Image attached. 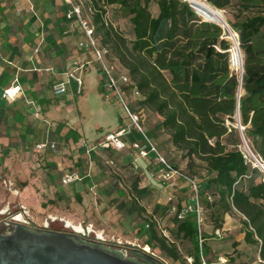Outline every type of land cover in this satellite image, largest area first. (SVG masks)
<instances>
[{
	"label": "trees",
	"instance_id": "obj_1",
	"mask_svg": "<svg viewBox=\"0 0 264 264\" xmlns=\"http://www.w3.org/2000/svg\"><path fill=\"white\" fill-rule=\"evenodd\" d=\"M205 1L233 17L228 24L243 56L241 80L230 69L232 45L222 28L204 21L186 0H76L97 47L106 50L107 61L113 60L108 61L113 75L128 77L122 90L132 111L127 98L134 87L138 108L155 116L145 135L152 141L165 135L184 163V172L178 171L196 180L204 224L197 226L193 212L177 219L171 208L182 204L172 198L165 206L154 204L148 214L140 201L149 199L150 190L139 185L138 176H131L124 188L117 184L119 207L143 220L144 244L171 264H202L215 231L223 234L226 216L238 218L242 242L254 252L236 264H264V183L239 148L243 135L264 160V0ZM118 17L129 23L130 37L113 25L111 19ZM47 47L57 55L65 51L55 40ZM21 131V138L33 132L25 124ZM134 134L132 139L139 137ZM64 138L77 142L79 135L68 130ZM127 150L132 149L121 152ZM205 221L210 233L201 231Z\"/></svg>",
	"mask_w": 264,
	"mask_h": 264
},
{
	"label": "rangeland",
	"instance_id": "obj_2",
	"mask_svg": "<svg viewBox=\"0 0 264 264\" xmlns=\"http://www.w3.org/2000/svg\"><path fill=\"white\" fill-rule=\"evenodd\" d=\"M114 8L111 6L108 9L110 17ZM221 11L229 30L219 26L232 45L233 37L237 41L228 24L233 17L230 12ZM111 20L118 30L131 36L130 25L125 19L118 17ZM67 28L71 36L65 40L63 54L56 55L44 43L36 53L40 60L45 55L50 70L44 71L41 76L43 105L37 108V116L31 111L24 120V124L33 132L21 138L16 130L8 126V122L0 123V160H3L0 164V231L4 223L16 222L15 217L19 215L24 220L23 224L39 230L74 232L108 246L144 250L171 264L157 250H151L144 244L145 223L136 214L130 215L120 209L116 186L119 184V188H124V182H128L131 176L140 177L139 185L146 186L151 194L147 201H140V206L149 214L154 204L165 206L167 196H171L175 203H187L190 196L187 184L177 178L167 186L160 179L159 166L152 157L135 160L132 150L103 149L101 142L104 136L117 127L124 115L113 95L105 94L100 85L101 74L97 63L89 53L84 54L77 47L81 39L80 31L73 24ZM241 57L243 64L242 53ZM74 60L88 62L82 75V92L75 94L68 90L66 96H54L51 86L60 79V72L66 73L70 69ZM230 69L240 77V73L233 70L231 65ZM127 99L140 115L143 130H147L148 125L154 124L155 116L139 109L133 96ZM6 126L10 130L5 135ZM237 127L240 128L239 125ZM68 130H74L79 135L77 142L64 138ZM49 138L57 144L54 151L35 148L37 143ZM166 138L160 135L153 140L156 149L173 168L184 172V163ZM247 147L248 142L240 136L239 148L244 154ZM68 173H78L83 179L63 185L61 177ZM85 174L88 175L86 178L83 177ZM65 221L70 222L71 227H79V230L68 227ZM201 231L211 232L206 221ZM241 235L238 218L231 217L230 230L225 229L221 236L211 240L209 253L202 257V264H206L207 260L211 264H236L247 261L250 255L254 256L253 250L242 242ZM229 259L235 263H229ZM254 264L262 263L257 261Z\"/></svg>",
	"mask_w": 264,
	"mask_h": 264
},
{
	"label": "built area",
	"instance_id": "obj_3",
	"mask_svg": "<svg viewBox=\"0 0 264 264\" xmlns=\"http://www.w3.org/2000/svg\"><path fill=\"white\" fill-rule=\"evenodd\" d=\"M66 6L64 12L65 20L71 25H75L81 33V39L77 42V47L83 53H89L92 56L94 62L97 63L99 70L102 75L103 80V90L105 94H112L113 98L116 100L117 104L120 105L124 118L127 120V124L119 127L115 131L106 133L101 145L102 147L110 148L114 151H122L127 146H129L135 153L136 159H150L153 158L155 164L159 166L158 173L160 179L166 183V185H171L177 178L184 180L187 184L188 190L190 192L189 200L187 203L182 204L179 209L175 207L171 208V212L176 214L177 219L182 220L189 213H195L196 223L198 227H201L204 222L201 217V205L199 203L198 197V186L196 180L193 178H188L181 174L178 170L169 165L161 154L156 149L155 144L150 140L143 130V126L140 120V115L130 108L124 91L123 86L129 85V79L124 74H120L115 77L112 73V66H110L106 59V50L97 47L95 40L92 37V27L89 25L88 20L82 15L81 5L76 2V0H62ZM64 34H68V30L64 31ZM235 36L236 34L233 33ZM42 38L39 39L38 45L35 47L34 52L39 51V47L42 44ZM87 62H81L74 60L71 64L70 69L66 72V80H59L51 86V92L54 96L65 95L69 89L71 83L75 85V94H80L83 88V80L81 78V73L85 70ZM132 96L138 97L139 92L136 88H131ZM1 98L10 102L15 101L18 97L23 96V89L19 83L18 78L15 76L12 82L5 88L2 89ZM35 116H37L35 114ZM135 133L139 137L136 139H131L130 136ZM35 148L39 151L49 149L54 151L56 145L54 142H48L47 139L40 143H37ZM245 154L240 149L245 161L251 165L253 168H257L262 174V182L264 183V160L256 155L250 147H247ZM82 180V176L78 173H68L61 177V183L63 185H69ZM167 201L171 199V196H167ZM166 235V233H164ZM215 235L219 236L220 232L215 231ZM190 261V260H189Z\"/></svg>",
	"mask_w": 264,
	"mask_h": 264
},
{
	"label": "crops",
	"instance_id": "obj_4",
	"mask_svg": "<svg viewBox=\"0 0 264 264\" xmlns=\"http://www.w3.org/2000/svg\"><path fill=\"white\" fill-rule=\"evenodd\" d=\"M63 4L62 0H0V94L15 76L23 89V96L13 102L0 96V123L8 122V126L16 130L17 135H22L21 124H24L28 114L33 111V115H37V108L43 105L44 86L40 85L41 76L50 68L46 65L45 55L40 60L34 52L39 39L42 38L46 47L50 40L62 41L66 49L65 40L71 36L64 34L69 23L63 17L66 10ZM60 74L59 80H66V73ZM82 75L83 72L81 78ZM68 90L75 92L74 83L70 84ZM121 118L112 131L127 124V120ZM8 126L5 127V135L10 130ZM230 227L231 217L226 216L223 231L230 230Z\"/></svg>",
	"mask_w": 264,
	"mask_h": 264
},
{
	"label": "water",
	"instance_id": "obj_5",
	"mask_svg": "<svg viewBox=\"0 0 264 264\" xmlns=\"http://www.w3.org/2000/svg\"><path fill=\"white\" fill-rule=\"evenodd\" d=\"M18 221L21 224L12 234L0 235V264H141L100 241L87 240L74 232H37L22 224V218ZM138 251L144 264H167L152 253Z\"/></svg>",
	"mask_w": 264,
	"mask_h": 264
},
{
	"label": "bare ground",
	"instance_id": "obj_6",
	"mask_svg": "<svg viewBox=\"0 0 264 264\" xmlns=\"http://www.w3.org/2000/svg\"><path fill=\"white\" fill-rule=\"evenodd\" d=\"M190 4L193 5L195 10L198 12L199 16L205 20L214 22L215 24L221 25L223 28L229 30L227 24L224 19V15L221 10H218L212 6H210L207 2L203 0H187ZM232 35V34H231ZM234 35V34H233ZM232 47L230 49V65L233 70L242 73V57L241 52L237 46V41L233 37L232 39ZM16 220H21V217L17 215L15 217ZM65 224L68 227H71L70 222L65 221ZM75 230H79V227H71Z\"/></svg>",
	"mask_w": 264,
	"mask_h": 264
},
{
	"label": "flooded vegetation",
	"instance_id": "obj_7",
	"mask_svg": "<svg viewBox=\"0 0 264 264\" xmlns=\"http://www.w3.org/2000/svg\"><path fill=\"white\" fill-rule=\"evenodd\" d=\"M16 222H8V223H4L2 226V230L0 231V235L2 236H6V235H10L14 232V230L17 227V224H21L20 221L18 220H14ZM23 224V223H22ZM25 225V224H24ZM28 229L37 231V232H44V231H53V232H65V231H61V230H55V229H37V228H33L29 225H25ZM84 238V237H83ZM88 240V239H87ZM114 249L120 250L124 257L127 259H130L132 261L144 264V259L141 257V254L139 253L138 249H134V248H128V247H119V246H111Z\"/></svg>",
	"mask_w": 264,
	"mask_h": 264
}]
</instances>
